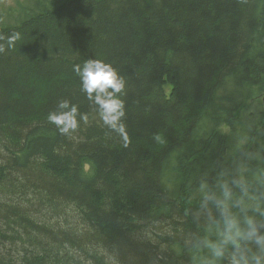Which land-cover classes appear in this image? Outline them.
I'll list each match as a JSON object with an SVG mask.
<instances>
[{
  "label": "trees",
  "instance_id": "obj_1",
  "mask_svg": "<svg viewBox=\"0 0 264 264\" xmlns=\"http://www.w3.org/2000/svg\"><path fill=\"white\" fill-rule=\"evenodd\" d=\"M6 19L0 264H264L254 240L224 244L225 217L264 236V0H35ZM88 59L126 81L127 144L81 91ZM62 100L89 118L72 138L47 119Z\"/></svg>",
  "mask_w": 264,
  "mask_h": 264
},
{
  "label": "clouds",
  "instance_id": "obj_2",
  "mask_svg": "<svg viewBox=\"0 0 264 264\" xmlns=\"http://www.w3.org/2000/svg\"><path fill=\"white\" fill-rule=\"evenodd\" d=\"M19 33H13L7 37L0 35V54L5 53L7 45L11 48L20 40ZM74 73L81 81V91L85 94L86 99L96 109L99 119L103 125L110 131L119 135L127 144L128 136L123 118L125 117V104L120 97L125 93L126 81L117 71L110 65L101 60L88 59L83 66L75 65ZM58 110L48 114V122L54 125L56 130L62 136L72 138L79 130L80 121L88 124L89 118L87 114H81L78 107L70 105L67 100L58 103ZM79 117V121L77 119ZM225 240L224 244L232 243L236 245L239 252L237 240H254L264 253V236L258 235L255 226L249 220V231L243 233L233 218L225 217ZM213 255L217 258L222 257L224 248L222 245H209ZM252 264H261V257L252 256ZM232 264H250L249 258L240 255L237 259L236 255L232 258Z\"/></svg>",
  "mask_w": 264,
  "mask_h": 264
},
{
  "label": "rangeland",
  "instance_id": "obj_3",
  "mask_svg": "<svg viewBox=\"0 0 264 264\" xmlns=\"http://www.w3.org/2000/svg\"><path fill=\"white\" fill-rule=\"evenodd\" d=\"M34 1L35 0H0V22L7 21L6 14L18 16V13H25L26 10L30 8L32 4H34ZM256 97H258V99L262 100L264 103V90L257 92ZM228 130L229 128L227 126H222L220 128V131L223 133H227ZM5 146L7 145L4 141L0 142V162L5 154Z\"/></svg>",
  "mask_w": 264,
  "mask_h": 264
}]
</instances>
